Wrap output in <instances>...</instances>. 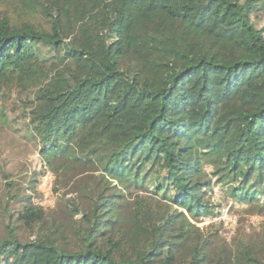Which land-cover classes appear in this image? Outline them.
Wrapping results in <instances>:
<instances>
[{"label":"trees","instance_id":"obj_1","mask_svg":"<svg viewBox=\"0 0 264 264\" xmlns=\"http://www.w3.org/2000/svg\"><path fill=\"white\" fill-rule=\"evenodd\" d=\"M0 5V115L56 194L7 182V264H264V235L221 243L191 221L213 184L264 212V0Z\"/></svg>","mask_w":264,"mask_h":264},{"label":"rangeland","instance_id":"obj_2","mask_svg":"<svg viewBox=\"0 0 264 264\" xmlns=\"http://www.w3.org/2000/svg\"><path fill=\"white\" fill-rule=\"evenodd\" d=\"M4 5H0V9ZM259 25L264 24V11L259 13ZM12 99L13 92L6 96ZM1 112V109H0ZM5 115L10 117L9 123L4 121L0 115V205L6 193L7 182L16 181L25 193H32L33 200L44 207L54 206L56 194L53 191L54 174L43 170V163L38 152L37 143L28 138L24 122L14 118V113L7 111ZM13 127H20L13 130ZM207 171L212 170L210 166L205 167ZM35 179V194L30 186ZM31 182V183H30ZM117 188V182L111 180ZM68 188H60L63 192ZM135 193L143 196H150V192L144 190H133L132 195H128L129 200ZM213 205L210 214L198 216L191 221L196 226L203 228L210 237H214L221 243H234V245L246 242H257L264 235V212L259 211V204L249 206L248 204L238 203L233 197L228 195L226 185L213 184L211 193L206 194ZM156 197V196H155ZM163 203H165L163 201ZM183 210L182 208H175ZM261 212V213H260ZM4 216L0 206V235L3 231ZM17 258V255L9 252V247L0 245V264H7L6 260Z\"/></svg>","mask_w":264,"mask_h":264}]
</instances>
